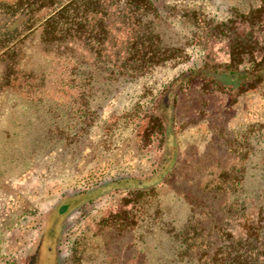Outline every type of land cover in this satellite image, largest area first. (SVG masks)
Returning <instances> with one entry per match:
<instances>
[{"label": "rangeland", "instance_id": "1", "mask_svg": "<svg viewBox=\"0 0 264 264\" xmlns=\"http://www.w3.org/2000/svg\"><path fill=\"white\" fill-rule=\"evenodd\" d=\"M150 1L158 37L145 50L179 51L134 80L117 75L114 61L93 59L82 39L54 42V50L26 34L19 18L9 24L18 35L0 43V264H31L34 255L36 264H48L40 246L44 220L65 198L169 166L147 198L106 194L86 210L63 206L51 248L55 264H148L159 258L150 253L162 244L157 229L181 225L190 209L208 213L220 205L226 192L216 184L212 198L207 185L238 182L243 168L246 180H255L264 161V82L230 106L220 86L201 90L198 80L176 92L168 115L156 100L181 71L199 67V33L239 21L258 0ZM123 33L110 34L106 53L122 47ZM211 50L214 60H225L221 42ZM167 137L173 148L166 159ZM166 243L170 254L175 242Z\"/></svg>", "mask_w": 264, "mask_h": 264}, {"label": "trees", "instance_id": "2", "mask_svg": "<svg viewBox=\"0 0 264 264\" xmlns=\"http://www.w3.org/2000/svg\"><path fill=\"white\" fill-rule=\"evenodd\" d=\"M0 7L3 11L2 18L0 16L3 31L0 33V43L11 42L18 35L16 29L9 30L8 27L13 19L19 18L26 34L38 36L54 50L59 48L54 42L82 39L89 52L94 54L93 59L101 56L102 63L106 64L114 61V67L119 69L115 71L117 75L132 80L142 78L151 69L173 59L179 51L171 48L160 50L155 45L154 50H145L148 46L146 42L158 37L154 32L158 24L155 21L156 9L151 8L150 0H14L2 3ZM39 11L42 17L33 19ZM96 26L97 30L94 29ZM119 32H124L125 36L122 47L106 53L105 47L108 44L112 46L110 34L115 33L117 37ZM199 39L204 41L199 44V47L202 46L199 51L204 53L199 67L181 71L168 82L160 99L156 100L166 115L171 111V101L176 92L183 86H190L193 80L199 81L201 90L218 89L217 86H220L219 92L225 96L228 106L235 102L237 95L253 91L264 82V0H258V6L241 15L239 21L226 20L202 31ZM208 40L210 43L206 47L204 43ZM219 42L225 54L224 61L214 60L210 56L212 43ZM156 118L153 121H158ZM153 124L150 126L155 128ZM171 141V137L166 138V159L172 156ZM259 157H264V154L261 153ZM168 169L169 166H166L164 172L144 178L119 177L65 198L44 220L40 237L41 255H45L48 264H55L52 262L51 248L61 232V219L65 212L86 210L106 194L124 193L138 200L147 198ZM256 170L252 183L246 180L244 175L247 172L243 168V176L238 182L230 179L215 183L211 188L207 185L208 193L213 192L210 194L212 198L219 190L216 184L226 192H222L224 198L222 193L219 195L222 197L220 205L208 213H196L190 209L181 225L160 230L162 234L160 228L157 229L155 233L162 244L150 253H157L159 258L155 261L152 258L148 264H264V161ZM63 206L65 212L60 211ZM148 234H152V231L149 230ZM166 242H175L170 254L167 253L169 247ZM34 257L31 264H36Z\"/></svg>", "mask_w": 264, "mask_h": 264}]
</instances>
